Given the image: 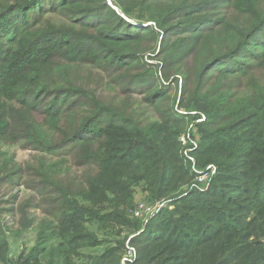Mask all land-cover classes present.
<instances>
[{
	"label": "trees",
	"instance_id": "16d2710c",
	"mask_svg": "<svg viewBox=\"0 0 264 264\" xmlns=\"http://www.w3.org/2000/svg\"><path fill=\"white\" fill-rule=\"evenodd\" d=\"M112 1L119 10L109 0H0V142L65 158L41 165L53 221L20 264H122L125 242L77 263L74 242H92L77 225L84 215L105 230L142 228L132 264H264V0H180L147 25L130 0ZM173 85L196 115L178 113ZM190 119L198 168H218L206 190L191 186L197 172L181 151ZM68 164L85 170L81 180L55 176ZM139 188L172 207L146 225L131 219Z\"/></svg>",
	"mask_w": 264,
	"mask_h": 264
},
{
	"label": "rangeland",
	"instance_id": "374dc122",
	"mask_svg": "<svg viewBox=\"0 0 264 264\" xmlns=\"http://www.w3.org/2000/svg\"><path fill=\"white\" fill-rule=\"evenodd\" d=\"M112 2V0H109V3L114 8L118 9V7H115ZM179 3L180 0H130L126 6L133 7V16L141 17L143 21L146 19L147 25V23H155L154 21H151L152 19L150 18L153 14L156 16L166 15L169 7ZM50 18H52V20L55 21V23H57L58 25L62 24V18L58 17L57 15L50 16ZM157 54L158 53L154 54V57H156ZM151 61L159 63L161 61V57L154 58L153 60L151 59ZM84 71L85 70H81V74ZM256 74H259V78H262L264 76L263 71H258ZM179 85H182V80L179 81ZM91 86L94 87L95 84L92 83ZM98 88L99 94L104 97H108L110 95L113 96L116 91L114 89L104 88V85H98ZM181 90L182 89H180L179 86L173 85V92L171 93L172 99H177L176 109L178 113L196 115L199 111H197L195 108H192L190 106L186 107V104L182 106L179 105V102L182 99ZM243 93L247 92L245 91ZM137 99L140 100L141 98L136 95L132 97V100ZM146 108V106H143L140 107V110H142L143 112L145 110V114L148 116L152 115V113L148 112ZM200 112H202V115L206 116L203 111ZM192 120L193 119H190L191 123L194 122V120ZM189 125H186L182 133L188 129ZM200 141L201 138L199 140V144ZM41 156L44 157L43 160H40ZM63 159L65 158L54 155L50 156L38 154L35 149H32L29 146H25L24 142L22 141L17 143L9 140H2L0 142V264H20L23 261L24 257L39 242V236L43 229V226L50 225V223L53 221V217L50 213V210L53 209L49 204H47V202L50 203L54 198V195H52L51 197H47L46 195L41 193L39 189V183H41L42 181H38V174L40 173L41 165L43 162L46 164L47 169L51 171L56 164H59V168L62 167ZM209 165L214 164L211 163ZM67 166H71L68 167L71 168L69 172L68 170L64 169L62 171H58L55 176L61 177V180L67 181H71L75 178L81 180L80 177L85 172V170H81L73 164H68ZM18 170L21 171L20 173L16 174ZM217 174L218 168L211 181V184ZM192 182L193 183L191 186H195L194 184L196 183L199 186L195 187L199 188L200 190L207 189H203L200 186V183L197 181L196 177L192 180ZM80 184V182L77 183L78 186H80ZM211 184L209 186H211ZM230 185L236 187L238 185H241V183H239L238 181L226 183V186ZM162 200H166V206L170 207V200ZM143 202L151 203L144 198L143 192L139 188L136 204L132 209H129V217L133 220L139 219L141 224L146 225L147 223L144 220L134 216L133 214V210H135L134 208H136L139 203ZM164 208H162L161 210H163ZM76 220L78 221L77 225L79 229L86 228V232L91 234L90 239H92V242L87 240L83 241L81 239H78L74 242V252L76 253V255H79L76 257L78 261L77 263L98 258L103 255L106 250L120 246L119 242H125L126 245L124 246H127V242L130 238L132 241L133 237L139 235L142 232V228L140 230H134L128 226L120 227L116 230H105L99 223H96L90 215L77 217ZM53 234L54 233L51 231H48L46 233V235L49 237H52ZM125 248L121 253L123 254L122 259L126 252Z\"/></svg>",
	"mask_w": 264,
	"mask_h": 264
},
{
	"label": "built area",
	"instance_id": "2783aa9c",
	"mask_svg": "<svg viewBox=\"0 0 264 264\" xmlns=\"http://www.w3.org/2000/svg\"><path fill=\"white\" fill-rule=\"evenodd\" d=\"M206 120V116L202 115L199 119H197L198 123L204 122ZM197 123H191L188 129L183 132L179 136V142L181 145V151L185 160L191 163L192 169L197 172V181L200 183V186L203 189H208L211 184V181L217 172V166L208 165L204 169H198L196 164L195 152L199 148V140L200 134L197 132ZM195 186H199L198 184H194ZM194 186V187H195ZM166 200H159L153 203H139L135 210H133L134 216L141 218L146 223L154 216V214L158 213L162 208L167 207ZM170 205V204H169ZM170 207H172L170 205ZM153 215V216H152ZM152 216V217H150ZM125 254L122 259V264H132L137 256V249L135 246L131 244V238L127 242Z\"/></svg>",
	"mask_w": 264,
	"mask_h": 264
}]
</instances>
